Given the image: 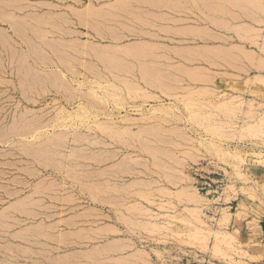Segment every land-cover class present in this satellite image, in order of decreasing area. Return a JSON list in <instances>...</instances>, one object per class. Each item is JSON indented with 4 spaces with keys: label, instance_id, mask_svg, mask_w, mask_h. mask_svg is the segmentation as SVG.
<instances>
[{
    "label": "rangeland",
    "instance_id": "374dc122",
    "mask_svg": "<svg viewBox=\"0 0 264 264\" xmlns=\"http://www.w3.org/2000/svg\"><path fill=\"white\" fill-rule=\"evenodd\" d=\"M0 215V264H263L264 0H0Z\"/></svg>",
    "mask_w": 264,
    "mask_h": 264
},
{
    "label": "bare ground",
    "instance_id": "6f19581e",
    "mask_svg": "<svg viewBox=\"0 0 264 264\" xmlns=\"http://www.w3.org/2000/svg\"><path fill=\"white\" fill-rule=\"evenodd\" d=\"M17 31H20V30H17ZM22 32H23V31H22ZM22 34H23V33H22ZM25 42H26V41H25ZM32 46H33V45H32ZM34 49H35V48H34ZM92 50H96V49H94V48H93V49H90V51H92ZM33 51H34V50H33ZM31 52H32V51H31ZM95 52H96V51H95ZM95 52H94V53H95ZM96 54H97V52H96ZM99 54L101 55L102 52L100 53V51H99ZM99 54H98V55H99ZM100 58H101V57H100ZM110 60H111V58H110ZM108 63H109V62H108ZM110 63H111V62H110ZM129 85H130V84H129ZM128 87H129V86H128ZM130 88H131V87H130ZM132 88H133V87H132ZM132 88H131V89H132ZM133 91H134V90H133ZM131 92H132V90H131ZM136 92H137V91H136ZM19 119H20V117H19ZM21 121H22V120H21ZM28 124H29V123H28ZM18 125H19V124H18ZM31 125H32V123H31ZM28 126H29V125H28ZM23 127H24V126H23ZM19 129H20V128H19ZM28 130H29V128H28ZM28 130H25L24 132H26V131H28ZM21 132H22V131H21ZM24 132L22 133V135L24 134ZM26 134H27V133H26ZM62 137H63V136H62ZM51 143H52V142H51ZM44 144H45V143H44ZM44 144H43L42 146H44ZM45 145H46V144H45ZM48 145H49V144H48ZM37 146H38V145H37ZM37 146H36V148H37ZM39 146H40V145H39ZM42 146H41V148H42ZM52 147H53V146H52ZM25 149H26V148H24V150H25ZM28 149H29V147H28ZM30 149H31V152L34 151V150L32 151V147H31ZM38 149H39V147H38ZM45 149H46V148H45ZM45 149H44L43 151H45ZM39 150H40V149H39ZM26 151H27V150H26ZM36 151H37V150H35V154L37 153ZM81 151H82V150H81ZM81 151H80V152H81ZM29 152H30V151H28V153H29ZM38 152H40V151H38ZM80 152H79V153H80ZM31 154H32V153H31ZM43 154H44V153H43ZM72 154H73V153H72ZM36 155H39V156H40V153H39V154H36ZM36 155H35V156H36ZM45 155H47V153H46ZM48 155H49V154H48ZM35 156L33 155V157H35ZM41 156H42V155H41ZM55 157H56V156H55ZM36 158H37V157H36ZM44 158H45V157H43V160H44ZM47 158H48V157H47ZM47 158H46V160H47ZM39 160H40V158H39ZM41 160H42V159H41ZM46 160H45V161H46ZM50 160H51V159H50ZM45 161H44V162H45ZM41 162H42V161H41ZM47 162H48V161H47ZM47 164H48V163H47ZM53 164H54V162H53ZM53 164H52V165H53ZM81 178H82V177H81ZM36 187H37V185H36ZM0 216H1V215H0ZM1 219H2V218H1Z\"/></svg>",
    "mask_w": 264,
    "mask_h": 264
},
{
    "label": "crops",
    "instance_id": "0c3cea01",
    "mask_svg": "<svg viewBox=\"0 0 264 264\" xmlns=\"http://www.w3.org/2000/svg\"><path fill=\"white\" fill-rule=\"evenodd\" d=\"M261 258H262L263 264H264V253L261 254Z\"/></svg>",
    "mask_w": 264,
    "mask_h": 264
}]
</instances>
